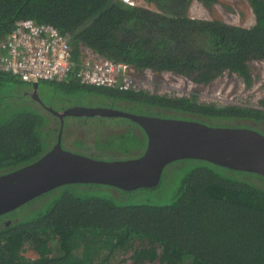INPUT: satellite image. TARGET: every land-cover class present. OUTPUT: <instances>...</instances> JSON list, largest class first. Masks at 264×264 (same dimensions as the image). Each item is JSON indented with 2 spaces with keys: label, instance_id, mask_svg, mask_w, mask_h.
<instances>
[{
  "label": "trees",
  "instance_id": "obj_1",
  "mask_svg": "<svg viewBox=\"0 0 264 264\" xmlns=\"http://www.w3.org/2000/svg\"><path fill=\"white\" fill-rule=\"evenodd\" d=\"M147 1L157 10L121 0H0V37L17 20L29 18L49 23L69 36L74 60L80 59L82 47H88L139 71H171L202 85L234 73L250 86L249 61L264 59V0H246L254 15L249 27L221 19L191 18L186 9L192 0ZM199 1L208 9L219 2ZM8 77L21 81L0 73V175L42 157L54 146L60 130L65 137L69 122L80 117L67 116L62 124L48 107L60 111L80 105L79 97L85 94H103L111 105L135 114L264 133L253 125L211 123L216 119L264 123L263 109L218 107L195 98L81 85L75 79L46 81L71 92L67 104L60 107L55 102L56 107L50 97L40 103L30 92L11 91L6 87ZM81 119L91 121L93 117ZM94 120L124 127L107 135L101 144L123 153L118 159L143 153L147 137L135 122L125 117ZM134 147H139L138 154L132 152L137 150ZM165 168L161 178L166 181L171 174L177 185L164 204L135 196L154 190L161 178L154 188L131 191L72 183L1 215L0 264H110L117 255L129 252L133 264H264L263 176L196 158L179 159ZM26 249L36 256H26Z\"/></svg>",
  "mask_w": 264,
  "mask_h": 264
},
{
  "label": "water",
  "instance_id": "obj_2",
  "mask_svg": "<svg viewBox=\"0 0 264 264\" xmlns=\"http://www.w3.org/2000/svg\"><path fill=\"white\" fill-rule=\"evenodd\" d=\"M37 84L33 83L32 97L41 103ZM48 109L62 124L66 116L128 118L144 131L145 150L133 158L97 159L64 149L60 130L54 146L38 160L0 175V216L66 184H104L126 191L154 188L164 168L184 158L202 159L264 177V133L250 128L214 126L107 107Z\"/></svg>",
  "mask_w": 264,
  "mask_h": 264
},
{
  "label": "built area",
  "instance_id": "obj_3",
  "mask_svg": "<svg viewBox=\"0 0 264 264\" xmlns=\"http://www.w3.org/2000/svg\"><path fill=\"white\" fill-rule=\"evenodd\" d=\"M121 1L135 5L132 0ZM80 52V59L74 60L70 37L53 25L29 18L19 19L5 36L0 37V73L32 84L75 79L81 85L195 98L218 106L233 103V96H224L219 90L208 92L202 84L199 87L200 84L183 75L160 71L162 78H156L149 68L139 73L131 64L102 57L88 47H82Z\"/></svg>",
  "mask_w": 264,
  "mask_h": 264
},
{
  "label": "rangeland",
  "instance_id": "obj_4",
  "mask_svg": "<svg viewBox=\"0 0 264 264\" xmlns=\"http://www.w3.org/2000/svg\"><path fill=\"white\" fill-rule=\"evenodd\" d=\"M135 5L144 7L150 10H157L155 5L149 3L147 0H132ZM186 14L191 18L196 19H221L223 21H228L230 24L241 25L244 27H249L254 23V15L252 10L246 0H219L218 3H215L211 9H208L201 1L192 0L186 9ZM251 74L252 81L250 86H247V82L244 78L237 74H223L218 76L212 83L209 85H202L203 89L208 90V92L221 91L224 96L230 97L233 96V103L228 104L227 106H243L250 108H257L264 110V59H255L251 60L248 63ZM139 73L141 71H138ZM151 75L154 77L162 78L160 72L153 74L150 71ZM170 76V75H169ZM227 76V77H226ZM170 80H173L170 79ZM6 87L12 90H20L23 93L34 91V86L32 83H24L21 81L12 80L9 77L5 80ZM201 87V84L200 86ZM36 92L39 95V98L44 102H48L47 98L52 99V104L54 106L55 102L60 107H64L67 104V101L71 98V92L63 90L62 87L58 85H50L49 82L40 81L37 84ZM67 94V95H66ZM69 95V96H68ZM81 101V106L84 107H107L120 109L123 111H128L124 108L116 107L111 105V101L106 99L103 94H85L83 97H79ZM72 99H75L73 97ZM263 101L260 104V101ZM60 101V102H59ZM120 105L128 107L127 103L119 102ZM223 103H220L218 107H222ZM56 106V107H58ZM69 105L68 107H70ZM66 107V109L68 108ZM262 107V108H261ZM92 118V117H90ZM98 117H93L91 121L86 119H74L69 120L68 127L66 129L65 137H62V147L66 150H69L74 153L90 156L102 160H113L118 159L117 157L123 156L118 154L113 149H108L104 146H101L102 142L105 141L107 135H112L115 132L123 131L124 127H119L115 123H110L106 120L96 122L94 119ZM68 121V120H67ZM99 123V124H98ZM212 124H229L233 125H253L257 128L264 130V123H257L251 120H213ZM95 124V125H94ZM137 134H140L141 131L138 128H135ZM132 149H137L132 151L133 153L138 154L139 147H134ZM145 150V147H141V151ZM93 154V155H92ZM98 154V155H96ZM113 154V156H112ZM134 154V155H136ZM112 156V157H111ZM133 158V157H132ZM122 159V158H119ZM172 164V163H170ZM168 164V165H170ZM167 165V167H168ZM170 167V166H169ZM166 169V168H165ZM171 170L177 171L174 168ZM176 174V173H175ZM164 175V174H163ZM178 175V174H177ZM176 177H170L168 180L164 181L161 178L160 185L154 190H149L145 193L136 194V197H139L141 200H147L153 204H164L167 203L169 197L172 195L176 187ZM134 196V195H133ZM24 254L28 257H35L36 253L30 249H26ZM129 253H124L117 255L115 260L110 264H133V261L129 259ZM143 264H160L158 261L149 263L145 262Z\"/></svg>",
  "mask_w": 264,
  "mask_h": 264
},
{
  "label": "flooded vegetation",
  "instance_id": "obj_5",
  "mask_svg": "<svg viewBox=\"0 0 264 264\" xmlns=\"http://www.w3.org/2000/svg\"><path fill=\"white\" fill-rule=\"evenodd\" d=\"M77 106H81V105H71L70 107H68V108H72V107H77ZM118 110H120V109H118ZM123 111V110H122ZM125 112H129V111H125ZM131 113V112H130ZM142 115H147V114H142ZM154 116H156V115H154ZM67 117V116H66ZM71 117H78V116H71ZM81 118V117H80ZM82 118H86V117H82ZM90 118V117H89ZM64 122V121H63Z\"/></svg>",
  "mask_w": 264,
  "mask_h": 264
},
{
  "label": "clouds",
  "instance_id": "obj_6",
  "mask_svg": "<svg viewBox=\"0 0 264 264\" xmlns=\"http://www.w3.org/2000/svg\"><path fill=\"white\" fill-rule=\"evenodd\" d=\"M128 4V3H127ZM136 6H138V5H136Z\"/></svg>",
  "mask_w": 264,
  "mask_h": 264
}]
</instances>
